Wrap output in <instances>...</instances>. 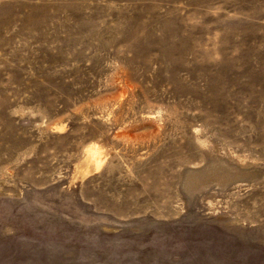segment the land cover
<instances>
[{"label":"rangeland","instance_id":"obj_1","mask_svg":"<svg viewBox=\"0 0 264 264\" xmlns=\"http://www.w3.org/2000/svg\"><path fill=\"white\" fill-rule=\"evenodd\" d=\"M120 66L129 82L110 86ZM212 159L231 181L190 199L183 180ZM53 189L117 218L38 205ZM257 252L264 0H0V264H264Z\"/></svg>","mask_w":264,"mask_h":264},{"label":"bare ground","instance_id":"obj_2","mask_svg":"<svg viewBox=\"0 0 264 264\" xmlns=\"http://www.w3.org/2000/svg\"><path fill=\"white\" fill-rule=\"evenodd\" d=\"M46 5L44 4L43 7ZM33 8V7H32ZM88 24H85L86 28ZM203 31H207L208 27H202ZM232 34V31L225 33V36ZM127 69L124 67H116L112 69L111 74L107 76V81L110 86L119 87L122 84L129 82V76ZM233 177V172L230 168L222 165L219 160L212 159L202 170L189 174L183 180L182 185L185 191L188 193L189 198L193 199L196 193L202 192L209 185H216L224 187L228 184ZM85 196V195H84ZM86 197V196H85ZM52 198H57L55 201H51ZM38 202V205L46 207L48 210L56 212L58 215L70 217L71 220H76L84 224L91 223L93 218L88 211H85L78 202L64 196V194L58 190H50L47 197H42ZM179 210V209H178ZM177 212H180L181 209ZM226 215L219 216V221H224ZM257 254L256 257L259 256ZM254 257V258H256ZM166 259V258H165Z\"/></svg>","mask_w":264,"mask_h":264},{"label":"crops","instance_id":"obj_3","mask_svg":"<svg viewBox=\"0 0 264 264\" xmlns=\"http://www.w3.org/2000/svg\"><path fill=\"white\" fill-rule=\"evenodd\" d=\"M89 209H91L89 207ZM92 212H93V215L90 214V216L93 218V221L94 223H102L103 225H108L109 221L114 219V218H117L116 216H112V215H109L107 214L106 212L104 211H101V210H95L94 208L92 209ZM131 220H135V216H133L131 218ZM91 222V223H92ZM106 232V231H105Z\"/></svg>","mask_w":264,"mask_h":264},{"label":"trees","instance_id":"obj_4","mask_svg":"<svg viewBox=\"0 0 264 264\" xmlns=\"http://www.w3.org/2000/svg\"><path fill=\"white\" fill-rule=\"evenodd\" d=\"M255 253H256V252H255ZM258 258H259V259H263V258H264V256H262V255H259V256H258Z\"/></svg>","mask_w":264,"mask_h":264}]
</instances>
